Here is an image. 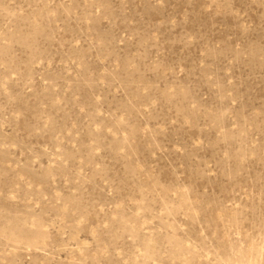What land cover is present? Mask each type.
<instances>
[{
	"label": "rangeland",
	"instance_id": "1",
	"mask_svg": "<svg viewBox=\"0 0 264 264\" xmlns=\"http://www.w3.org/2000/svg\"><path fill=\"white\" fill-rule=\"evenodd\" d=\"M0 264H264V0H0Z\"/></svg>",
	"mask_w": 264,
	"mask_h": 264
}]
</instances>
